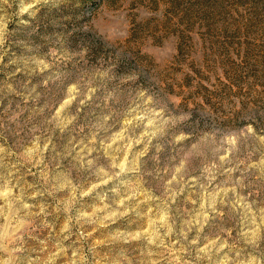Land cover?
Wrapping results in <instances>:
<instances>
[{
    "label": "rangeland",
    "instance_id": "374dc122",
    "mask_svg": "<svg viewBox=\"0 0 264 264\" xmlns=\"http://www.w3.org/2000/svg\"><path fill=\"white\" fill-rule=\"evenodd\" d=\"M0 264H264V9L0 0Z\"/></svg>",
    "mask_w": 264,
    "mask_h": 264
},
{
    "label": "trees",
    "instance_id": "16d2710c",
    "mask_svg": "<svg viewBox=\"0 0 264 264\" xmlns=\"http://www.w3.org/2000/svg\"><path fill=\"white\" fill-rule=\"evenodd\" d=\"M256 7L260 6L264 9V0H253Z\"/></svg>",
    "mask_w": 264,
    "mask_h": 264
}]
</instances>
